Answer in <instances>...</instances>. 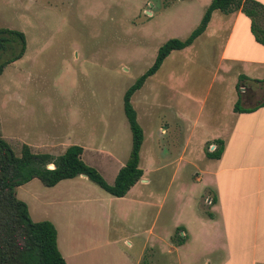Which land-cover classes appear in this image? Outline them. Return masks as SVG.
Returning a JSON list of instances; mask_svg holds the SVG:
<instances>
[{
	"label": "rangeland",
	"instance_id": "rangeland-1",
	"mask_svg": "<svg viewBox=\"0 0 264 264\" xmlns=\"http://www.w3.org/2000/svg\"><path fill=\"white\" fill-rule=\"evenodd\" d=\"M211 2L0 0V29L25 37L24 55L0 75V135L18 156L24 144L36 154L53 156L64 154L70 146H81L84 162L112 185L132 148L124 112L126 91L153 66L162 45L170 39H186L199 26ZM260 3L264 6V0ZM219 42L202 38L187 56L172 52L133 95V105L141 97L146 102L143 111L134 108L147 136L141 151L147 182L142 179L124 198L109 195L88 178L66 180L55 188L34 179L17 188L34 222H56L69 264H137L138 260L140 264H205L199 246L162 255L161 243L155 246L153 242L155 235L168 232L174 233L170 241L175 245L176 227L198 228L195 211L206 198L196 184L197 172L206 165L198 137L206 131L198 129V140L186 151L185 161H179L175 129L183 96L178 91L170 94L168 83L171 76L182 78L185 92L203 96L216 61L209 48ZM245 44L248 47L247 37L238 32L231 49ZM21 46L3 54L0 63L17 55ZM203 49L209 53L203 54ZM161 128L168 134L160 133ZM209 146V152L215 149ZM64 191H83L100 201L110 223L86 224L81 217L87 210L65 203L69 197L59 194ZM69 219L75 222L74 240L65 224ZM151 228L154 236L148 246ZM96 233L100 234L97 247L88 244Z\"/></svg>",
	"mask_w": 264,
	"mask_h": 264
},
{
	"label": "crops",
	"instance_id": "crops-1",
	"mask_svg": "<svg viewBox=\"0 0 264 264\" xmlns=\"http://www.w3.org/2000/svg\"><path fill=\"white\" fill-rule=\"evenodd\" d=\"M255 1L260 3V0ZM238 32L245 34L249 45L231 49ZM202 38L212 42L220 41L217 46L209 48L210 52L215 53L216 61L211 69L212 79L207 91L203 96L198 92L197 94L185 92L182 78L172 76L168 83V91L170 94L178 91L183 96V103L180 100L183 107L178 112L180 118L176 119L178 120L176 127L179 128L175 129L177 137L175 141L180 143L179 161H185L186 151L199 139L198 150L201 160L206 162V165L197 172L196 184L198 183L204 190L206 198L203 204H201L203 198L201 199L200 207L195 211L197 212L195 222L198 224L195 225L198 228L184 224L176 227L181 229V236L186 239L184 244L173 245L170 237L174 233L168 232L155 235L153 243L155 246L159 245L158 242L161 243L158 251L162 255H177L181 249L188 246L192 245L195 249L199 246L198 252L204 256L205 264H264V106L261 105L264 101V83L254 82L264 81V46L256 41L252 32V20L242 10L230 15L214 12L205 33L192 46L179 52L187 56ZM201 52L209 53L208 49ZM242 75L252 80H245L241 87L242 107L251 109V112L234 110L239 100L238 85ZM142 99L144 97L137 99V106L134 104L140 109L146 104ZM198 129L206 132L197 139ZM159 132L168 134L162 128ZM218 141L223 143L221 157L208 158L206 145L215 148L211 151L214 152L219 146ZM143 171L144 183L147 180L145 170ZM86 179L87 177L80 176L70 181ZM136 186L137 184L129 194ZM59 194L69 197L65 203L72 206L80 204L87 210L81 217L86 224L97 227L99 223L102 225L110 223L109 213L101 202L85 195L83 191L77 193L64 191ZM50 221L58 230L56 222ZM65 224L68 230H72L70 238L74 240L77 235L75 222L69 219ZM153 236L154 229L151 228L148 246ZM91 237L88 244L97 247L100 234L96 233ZM106 243L115 244L113 241ZM60 244L58 230V247L69 264V258L62 251ZM69 252L72 251H68L67 254ZM137 264H140V260Z\"/></svg>",
	"mask_w": 264,
	"mask_h": 264
},
{
	"label": "trees",
	"instance_id": "trees-1",
	"mask_svg": "<svg viewBox=\"0 0 264 264\" xmlns=\"http://www.w3.org/2000/svg\"><path fill=\"white\" fill-rule=\"evenodd\" d=\"M242 10L252 20V32L258 43L264 46V6L255 0H212L205 11L199 26L184 40L170 39L159 48L153 66L148 69L126 91L124 112L131 133L132 148L130 157L118 172L114 183L108 184L101 173L84 162V148L73 145L64 154L53 156L49 153L36 154L24 144L18 156L12 145L0 135V264H67L58 247V231L50 221L34 222L27 204L18 198L17 188L38 179L47 188H53L64 180H72L85 175L91 182L113 197L124 198L144 176L140 167L141 151L145 140L144 130L138 121V115L132 103L133 95L146 81L154 76L163 62L174 51H182L194 44L208 28L214 12L224 15ZM22 44V46H21ZM21 49L17 55L0 63V75L4 68L25 52V37L22 33L0 29V57L15 48ZM246 76L239 79V100L235 112H251L242 107L241 87ZM252 81V80H251ZM262 84L264 81H254ZM264 106V101L261 104ZM214 152L206 151L210 159H219L223 153V143ZM53 166V167H51ZM174 244L180 246L186 242L177 229Z\"/></svg>",
	"mask_w": 264,
	"mask_h": 264
},
{
	"label": "water",
	"instance_id": "water-1",
	"mask_svg": "<svg viewBox=\"0 0 264 264\" xmlns=\"http://www.w3.org/2000/svg\"><path fill=\"white\" fill-rule=\"evenodd\" d=\"M82 176L86 177L85 175H82Z\"/></svg>",
	"mask_w": 264,
	"mask_h": 264
}]
</instances>
